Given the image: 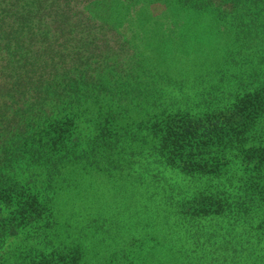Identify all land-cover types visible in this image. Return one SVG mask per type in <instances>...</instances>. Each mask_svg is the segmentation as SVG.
<instances>
[{
    "label": "trees",
    "instance_id": "16d2710c",
    "mask_svg": "<svg viewBox=\"0 0 264 264\" xmlns=\"http://www.w3.org/2000/svg\"><path fill=\"white\" fill-rule=\"evenodd\" d=\"M141 1L0 0V264H264V0Z\"/></svg>",
    "mask_w": 264,
    "mask_h": 264
},
{
    "label": "rangeland",
    "instance_id": "374dc122",
    "mask_svg": "<svg viewBox=\"0 0 264 264\" xmlns=\"http://www.w3.org/2000/svg\"><path fill=\"white\" fill-rule=\"evenodd\" d=\"M143 2V3H142ZM152 0H142L138 5H136L135 7H132L131 12H130V19L131 22H134V28H125L122 32V35L124 36L125 40L128 41L130 40V37L132 36V32L133 33H139L140 32H148V28L150 27V25H152V17L158 16L161 13L164 12L163 7L161 6H157V5H152ZM148 6V10L142 9ZM158 25L160 26L159 30H162L163 33L168 34L171 31H173V27H172V20L170 21H166L165 23H159ZM224 29L222 28V33L219 36L220 40V51H222V55L224 56L225 53L228 52V50L230 48H233L234 50H237V48L235 47L236 45L234 44L232 38L229 36V34L223 33ZM151 34V33H148ZM194 54V55H193ZM210 54V53H209ZM192 56H195V64H197L198 62L203 61L205 58H208L207 61L208 62H212L213 58L211 56L210 59V55H199V54H189V56L187 58H191ZM220 62H222V60H219ZM190 59L186 60V62L183 63L182 66H175L177 68V70L179 71L180 69H186L189 67V63ZM174 62L170 61V64L173 65ZM203 63V62H201ZM198 63L199 65H206V64H201ZM195 66V65H193ZM174 66H171V68H173ZM196 67V66H195ZM199 70H206V68L204 66H201V68H199ZM250 66L247 65V62L245 60V58H243L242 60H240L233 68L231 71L232 77L233 79L230 80V82H228V89L225 87V92L226 94L230 93L231 95L233 94V90L235 89V87L240 86V91L242 90L241 86H243V83L245 82V79L248 76V73L250 71ZM230 74V75H231ZM230 85V87H229ZM228 90V91H227ZM226 241L230 242V243H236V240H234L233 236H225L224 237ZM241 241L243 242V238H241ZM242 242H238L237 241V246L239 249L243 248V243Z\"/></svg>",
    "mask_w": 264,
    "mask_h": 264
},
{
    "label": "water",
    "instance_id": "95a60500",
    "mask_svg": "<svg viewBox=\"0 0 264 264\" xmlns=\"http://www.w3.org/2000/svg\"><path fill=\"white\" fill-rule=\"evenodd\" d=\"M188 56H189L188 54L187 55H184V57H188ZM175 63H176L177 66H182L184 62H182V61H178L177 62L176 61Z\"/></svg>",
    "mask_w": 264,
    "mask_h": 264
}]
</instances>
